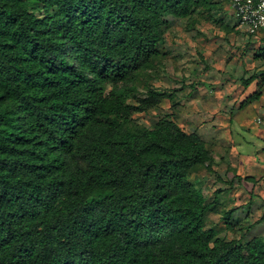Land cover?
<instances>
[{"label":"trees","instance_id":"obj_1","mask_svg":"<svg viewBox=\"0 0 264 264\" xmlns=\"http://www.w3.org/2000/svg\"><path fill=\"white\" fill-rule=\"evenodd\" d=\"M216 1L0 0V264H264V238L205 228L199 135L123 127L166 97L118 86L152 66L167 17Z\"/></svg>","mask_w":264,"mask_h":264},{"label":"rangeland","instance_id":"obj_2","mask_svg":"<svg viewBox=\"0 0 264 264\" xmlns=\"http://www.w3.org/2000/svg\"><path fill=\"white\" fill-rule=\"evenodd\" d=\"M164 30L152 66L118 88L131 90V104L150 90L166 97L158 107L134 114L124 130L141 132L168 117L199 135L212 169L197 166L188 179L210 204L205 228L244 245L264 238V84H255L259 78L245 85L264 66V57L254 54L264 49V30L249 34L241 28L229 0L187 19L167 17Z\"/></svg>","mask_w":264,"mask_h":264},{"label":"built area","instance_id":"obj_3","mask_svg":"<svg viewBox=\"0 0 264 264\" xmlns=\"http://www.w3.org/2000/svg\"><path fill=\"white\" fill-rule=\"evenodd\" d=\"M237 21L247 33L264 30V0H230Z\"/></svg>","mask_w":264,"mask_h":264},{"label":"crops","instance_id":"obj_4","mask_svg":"<svg viewBox=\"0 0 264 264\" xmlns=\"http://www.w3.org/2000/svg\"><path fill=\"white\" fill-rule=\"evenodd\" d=\"M239 24V23H238ZM242 28V27H241ZM262 44V47L264 48V43L263 42H261ZM260 45V46H261ZM255 55H262V57H264V49H262V51L261 52H255L254 53ZM257 61H259V60H257V59H255V62H257ZM256 67V66H255ZM259 69L260 70H257V72H254V75H253V77H254V79H253V81H251V83H253L254 81H258V79L259 78H261V81L259 80V82H255V84L257 85H259V84H261V82H262V84L261 85H263L264 84V72H262V71H264V66H262V67H259ZM251 83H250V85H251ZM262 91L261 90H259L258 92H256L255 91V94L256 93H258V94H260ZM251 97V96H250ZM255 97V96H254ZM257 97V96H256ZM257 99H259V97L258 98H256V99H254V100H257Z\"/></svg>","mask_w":264,"mask_h":264}]
</instances>
